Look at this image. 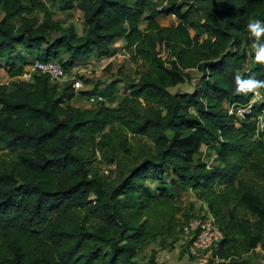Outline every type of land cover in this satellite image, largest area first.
<instances>
[{"label": "trees", "instance_id": "1", "mask_svg": "<svg viewBox=\"0 0 264 264\" xmlns=\"http://www.w3.org/2000/svg\"><path fill=\"white\" fill-rule=\"evenodd\" d=\"M40 7L0 0V68L14 78L11 88L0 84V264H156L154 249L139 256L156 241L183 239L189 248L182 226L194 213L175 218L165 172L170 185L191 183L207 204L222 233L211 246L218 264H264L247 256L264 250V99L243 118L228 113L253 96L236 93V74L264 80L247 28L264 23V0H75L81 35L50 11L37 19ZM159 15L177 22L162 26ZM119 39L147 69L113 107L72 104L78 93L89 97L72 79L17 78L26 65L12 58L18 45L40 60L64 50L66 71L79 56H113ZM190 69L200 73L192 90L171 92ZM201 145L221 165L197 158ZM96 151L116 165L113 181L90 171ZM147 179L159 183L158 195Z\"/></svg>", "mask_w": 264, "mask_h": 264}, {"label": "rangeland", "instance_id": "2", "mask_svg": "<svg viewBox=\"0 0 264 264\" xmlns=\"http://www.w3.org/2000/svg\"><path fill=\"white\" fill-rule=\"evenodd\" d=\"M25 5L29 4V0H20ZM182 1V0H179ZM45 11H50L53 14V18L57 19L63 28L69 25H73L75 31L78 35H81L85 31V25L83 22V17L81 12L75 8V0L62 4L59 0H41V7L33 12V16L37 19H41ZM3 12L0 10V18ZM11 21L17 26L19 25L18 17H13ZM157 21L162 26H168L176 24L177 20L173 16L169 15H159ZM144 26V22L141 27ZM193 33V32H192ZM60 36V33H53L51 38ZM161 50V45L158 46ZM118 51V52H117ZM117 54L111 59H98L93 55H89L85 58L82 56L76 57L73 66L66 69V78L60 82L58 85L61 86L67 79L74 77L80 83V86L76 91L88 92L90 94L100 95L105 104L108 107H113L120 97L125 93L126 87L129 85V79L135 80L138 78L140 72L146 71V66L143 62H135L131 59V51L126 49L124 52L120 47L117 48ZM115 52V53H116ZM125 53V54H124ZM35 52L27 53L20 45L17 46L14 53V60L17 63H22L28 66L29 63L34 59ZM161 55L164 57L165 52L161 51ZM68 58V53L64 50L57 51V57L50 58V60H55L59 63V60H65ZM3 62V61H2ZM1 63V60H0ZM60 64V63H59ZM26 66V68H27ZM1 69V68H0ZM188 77L182 81V83L171 87L170 91H191L194 84L197 82L200 73L196 69L187 70ZM123 79L121 83H117V80ZM0 84L6 85L7 88H11L13 80L7 76L5 69L0 70ZM263 95L257 99V101H262ZM72 104L80 106L81 108H86L94 105L87 99V94H76V96L71 101ZM263 117L258 118V128L261 127ZM263 129V128H262ZM108 128H105L104 132H107ZM256 139V136L252 137V140ZM215 151L211 148H206L201 145L197 158H202L205 160L209 166L221 165V162L215 157ZM95 156L89 165V169L92 173L97 172V175L101 176L104 181H113L117 174V167L115 164H108L106 160L102 158L101 152H94ZM166 177L165 186L169 189L170 193L173 195V207L175 209L174 215L176 219L184 221L183 211L188 212L189 215L193 214L194 217L197 213L205 210L207 204L199 197L198 191L194 186L187 182L184 185L177 183L175 185H170V176L167 172L164 173ZM153 190L155 195H158L160 186L156 180L147 179L145 181ZM241 213H245L243 209L238 207ZM247 215V214H246ZM249 216V215H248ZM179 234V238H180ZM170 241V238L166 239V243ZM184 240L181 239L176 242L172 247L163 243L151 244L148 248L143 249L139 256L141 259L145 260L151 249L155 250V260L156 264H206L202 262L198 257L191 255L190 248L183 245ZM226 251L223 248V252ZM247 256L253 262L264 263V250H257L256 252H249ZM211 257V253L208 258Z\"/></svg>", "mask_w": 264, "mask_h": 264}, {"label": "built area", "instance_id": "3", "mask_svg": "<svg viewBox=\"0 0 264 264\" xmlns=\"http://www.w3.org/2000/svg\"><path fill=\"white\" fill-rule=\"evenodd\" d=\"M125 52V50H123ZM125 54V53H124ZM37 73L47 74L52 82H60L66 78V71L61 67V65L55 60H40L33 59L27 68L23 70L21 75L17 78L29 81L32 78V75ZM72 87L77 89L80 86V83L74 77ZM261 97V94L256 95L253 93V96L246 104L232 105L228 108V113L235 115L238 118H243L251 109V105L257 102V99ZM87 99L91 102H96L98 100H103L100 95H90ZM260 118V117H259ZM264 127V121L261 123V127ZM182 235L186 239H191L189 248L191 254L198 257L202 262L207 263V257L211 253V246L219 241L222 237L220 228L215 222V219L209 208L205 206V210L197 213L194 217H191L183 226H182ZM212 259L211 264H218L222 261L217 256L210 257ZM209 259V258H208Z\"/></svg>", "mask_w": 264, "mask_h": 264}, {"label": "clouds", "instance_id": "4", "mask_svg": "<svg viewBox=\"0 0 264 264\" xmlns=\"http://www.w3.org/2000/svg\"><path fill=\"white\" fill-rule=\"evenodd\" d=\"M247 28L251 36L255 38V42L251 46L255 51V62L264 64V42H261V37L264 36V23L254 20L247 25ZM234 81L235 91L238 94L255 93L259 95V90L264 88V80H258L254 76L242 78L241 75L236 74Z\"/></svg>", "mask_w": 264, "mask_h": 264}, {"label": "crops", "instance_id": "5", "mask_svg": "<svg viewBox=\"0 0 264 264\" xmlns=\"http://www.w3.org/2000/svg\"><path fill=\"white\" fill-rule=\"evenodd\" d=\"M81 14H82V13H81ZM112 47H113L114 49H116V50H117L118 47H120L121 50H123V49H122V48H123V41H122L121 39L117 40V41L113 44ZM117 52H118V51H117ZM117 52H116L113 56H111V57H109V58H104V59H111L112 57H114V56L117 54ZM102 59H103V58H102ZM26 66H27V65L24 66L23 70L26 69ZM2 69H4V68H1L0 70H2ZM7 76H8V74H7ZM9 78H11V77H9ZM11 79L13 80L14 78H11Z\"/></svg>", "mask_w": 264, "mask_h": 264}]
</instances>
